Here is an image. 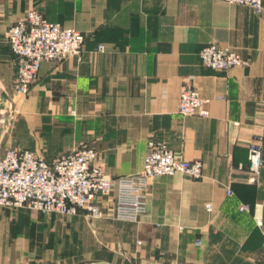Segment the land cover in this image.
I'll list each match as a JSON object with an SVG mask.
<instances>
[{"label": "crops", "instance_id": "crops-1", "mask_svg": "<svg viewBox=\"0 0 264 264\" xmlns=\"http://www.w3.org/2000/svg\"><path fill=\"white\" fill-rule=\"evenodd\" d=\"M30 8L85 40L79 56L42 61L17 98L5 32ZM208 43L233 48L244 63L204 66L198 51ZM187 85L208 115L178 111ZM1 103L16 112L0 124V153L25 148L51 162L90 147L116 177L141 168L152 139L201 160L203 175L151 178L137 221L0 206V264L264 261V166L250 182L247 160L249 142L264 156V11L223 0H0ZM110 198L94 201L104 211Z\"/></svg>", "mask_w": 264, "mask_h": 264}, {"label": "built area", "instance_id": "built-area-1", "mask_svg": "<svg viewBox=\"0 0 264 264\" xmlns=\"http://www.w3.org/2000/svg\"><path fill=\"white\" fill-rule=\"evenodd\" d=\"M223 1L249 6L257 13L264 11V0ZM5 36L16 57L13 90L17 98L28 93L42 61H61L69 55L79 56L85 40L80 31L48 20L36 8H30L11 24ZM96 50H104V45L98 44ZM198 56L204 66L212 69L223 70L244 63L236 50L216 43L203 45ZM178 111L183 115H208L205 99L192 85L180 91ZM15 112L14 106L0 104L2 128L9 124L10 116ZM147 145L141 168L116 177L104 171L96 151L90 147L69 150L51 162L29 149L8 147L0 153V206L24 207L60 215H73L83 209L87 216L94 218L137 221L146 212V193L151 178L177 172L192 178L203 175L201 160L185 159L161 140L151 139ZM247 160L249 181L257 182L264 166L262 148L257 142H249ZM227 193H230L229 189ZM101 195H111L104 211L94 201ZM205 208L211 210V204L206 203ZM249 208L245 203L239 205L240 210ZM256 264H264V261Z\"/></svg>", "mask_w": 264, "mask_h": 264}, {"label": "water", "instance_id": "water-1", "mask_svg": "<svg viewBox=\"0 0 264 264\" xmlns=\"http://www.w3.org/2000/svg\"><path fill=\"white\" fill-rule=\"evenodd\" d=\"M93 264H109L107 262H96V263H93Z\"/></svg>", "mask_w": 264, "mask_h": 264}, {"label": "rangeland", "instance_id": "rangeland-1", "mask_svg": "<svg viewBox=\"0 0 264 264\" xmlns=\"http://www.w3.org/2000/svg\"><path fill=\"white\" fill-rule=\"evenodd\" d=\"M8 120H9V119H8ZM8 120H7V121H8ZM7 121H6V122H7Z\"/></svg>", "mask_w": 264, "mask_h": 264}]
</instances>
